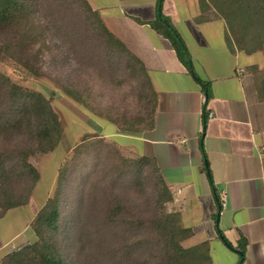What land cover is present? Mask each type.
<instances>
[{"label":"trees","instance_id":"trees-1","mask_svg":"<svg viewBox=\"0 0 264 264\" xmlns=\"http://www.w3.org/2000/svg\"><path fill=\"white\" fill-rule=\"evenodd\" d=\"M208 3L225 21L230 42L244 53L264 55V0ZM163 20L160 17L150 25L187 54L176 29ZM52 32L63 43L57 49L64 52V61L73 58L83 66L86 61L84 67L92 65L104 72L101 58L105 55L109 69L120 65L141 76L148 112L145 118L123 123L120 131L138 133L141 124L152 126L157 99L144 66L106 29L86 0H0V62L13 63L38 78L43 72L38 61L44 43L56 64L48 39ZM248 71L264 97V70L252 65ZM203 85L208 96L209 86ZM59 88L87 106L86 96L78 90L63 83ZM206 119L204 111L203 122ZM61 137L62 125L50 97L0 71V216L30 202L40 178L31 157L53 151ZM71 199L72 207L66 203ZM171 200L153 158L127 156L114 141L97 135L84 138L57 174L52 197L31 221L35 239L8 253L0 264H212L206 242L183 246L192 231L181 225L178 213L166 210ZM236 247L243 258L245 240L240 239Z\"/></svg>","mask_w":264,"mask_h":264},{"label":"crops","instance_id":"crops-1","mask_svg":"<svg viewBox=\"0 0 264 264\" xmlns=\"http://www.w3.org/2000/svg\"><path fill=\"white\" fill-rule=\"evenodd\" d=\"M86 1L144 66L157 99L152 126L141 124L138 133H123L107 118L96 129L125 155L156 161L172 194L166 210L192 231L184 247L206 242L212 264H237L240 256L221 232L234 248L245 240L241 264H264V97L248 71L257 65L253 53L229 41L208 0ZM158 14L176 29L189 59L150 25ZM204 111L212 113L205 122ZM31 203L0 216V261L33 237L30 224L42 205Z\"/></svg>","mask_w":264,"mask_h":264},{"label":"rangeland","instance_id":"rangeland-1","mask_svg":"<svg viewBox=\"0 0 264 264\" xmlns=\"http://www.w3.org/2000/svg\"><path fill=\"white\" fill-rule=\"evenodd\" d=\"M52 34L55 36L53 32L49 33L48 39H51L49 44L52 47V55L56 59L53 62L56 64L52 63L51 55L47 52L48 45L44 43L40 50L44 55L42 60L38 61V66H42L43 72L38 78L30 76L22 67H17L13 63L0 62V71L8 74L14 82L29 89L42 91L50 97L51 105L62 125V137L57 147L51 152L37 153L31 157L32 163L37 167L41 176L34 187L32 203L29 206L30 209L35 208V210L44 204L48 197H52L57 174L71 158L73 148L82 139L85 138L87 141L93 135H97L107 141H113L107 139L108 137L103 132L96 129L95 125L100 118H107L121 127L123 123L128 124L127 122L135 117L145 118L147 113L145 112L146 102L143 98L145 88L142 82L144 80L141 76L129 74L120 65L117 69H109L105 55L101 58L105 64L104 72L92 65L84 67L87 65L86 61L84 66L78 64L73 58L64 61L62 60L64 52L57 49V46L62 47L63 43L60 41V44ZM45 44L46 47H44ZM113 57L117 59V56ZM251 58L257 64L254 65L255 67L264 70V55L261 52L253 53ZM61 83L70 85L78 90L80 95L86 96L85 100L88 103L85 106L86 109L80 107L78 102L62 92L59 88ZM66 203L68 206L73 205V199ZM34 239V234L33 237L28 236L26 244ZM221 259L223 260V256Z\"/></svg>","mask_w":264,"mask_h":264},{"label":"water","instance_id":"water-1","mask_svg":"<svg viewBox=\"0 0 264 264\" xmlns=\"http://www.w3.org/2000/svg\"><path fill=\"white\" fill-rule=\"evenodd\" d=\"M158 17L160 18V17H161V14H158ZM164 22L166 23V20H164ZM205 98H207V95H205ZM217 217H218V215H217ZM223 242H224V244H225L227 247H229L230 249H232L233 251H235L239 256L242 254V252H241L239 249L234 248V247H233L231 244H229L226 240H224ZM242 260H243V258H240L237 264H241Z\"/></svg>","mask_w":264,"mask_h":264},{"label":"built area","instance_id":"built-area-1","mask_svg":"<svg viewBox=\"0 0 264 264\" xmlns=\"http://www.w3.org/2000/svg\"><path fill=\"white\" fill-rule=\"evenodd\" d=\"M206 115H207V118L212 117V113H208V114H206Z\"/></svg>","mask_w":264,"mask_h":264}]
</instances>
